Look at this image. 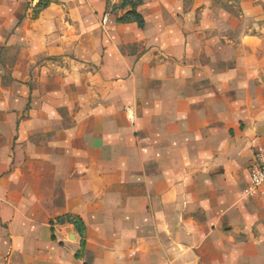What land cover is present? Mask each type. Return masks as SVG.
I'll list each match as a JSON object with an SVG mask.
<instances>
[{"label": "rangeland", "instance_id": "obj_1", "mask_svg": "<svg viewBox=\"0 0 264 264\" xmlns=\"http://www.w3.org/2000/svg\"><path fill=\"white\" fill-rule=\"evenodd\" d=\"M37 5L35 2L24 8L27 29L16 38L4 37L0 105L4 136L8 131L7 117L17 116L9 154L11 172L21 174L17 178L19 183L33 180L32 186L40 195L44 194V185L48 189L72 180L81 182L78 187L86 190L98 178L100 184L105 181L104 192L111 191V195L141 182L136 163L142 157L153 159L154 152L140 153L138 148L156 137L153 123L144 117L146 109L155 111L156 101L161 105V98L168 105L179 107L176 95L181 92V85L189 97L188 108L201 110L200 98L208 97L204 108L211 112L210 124L225 132L234 149L250 130L241 115L259 114L264 118V0H241L239 6H226L224 9L234 17L232 23L212 22V35L194 39L193 55L179 63L187 68L200 62L199 67H190L196 78L163 79L162 75L176 69L154 66L133 69L130 83L117 60L119 54L110 56L113 68H103V54L99 51H106L107 46L100 45L97 37L103 26L84 9L82 0L63 4L49 1L40 9ZM244 8H252L257 26L252 36L237 37L229 30L237 26ZM219 29L227 35L218 36ZM123 35L117 32L109 42L113 47L119 44L124 55L136 54V47H121ZM184 70L189 69H178ZM170 120L169 127L176 134L192 127L195 120V125L201 124L202 117H186L189 123L185 122V127L177 117ZM252 151L230 155L227 173L222 174L221 186L216 187L222 193L217 195L220 202L215 204H225L229 220L237 221L236 225L226 227L224 233L242 242L244 264H249L251 257L262 259L260 264H264V194H247L245 170ZM150 166L147 185L156 190L162 182L154 181L153 165ZM165 183L168 187H188L185 181ZM189 183V187L205 185V181ZM60 189L57 187L56 193L65 197L68 192L64 194ZM12 201L26 203V195L18 191ZM231 207L236 213L231 212ZM72 216L75 215L65 217ZM92 236L86 233L85 245ZM80 240L79 254L84 250Z\"/></svg>", "mask_w": 264, "mask_h": 264}, {"label": "crops", "instance_id": "obj_2", "mask_svg": "<svg viewBox=\"0 0 264 264\" xmlns=\"http://www.w3.org/2000/svg\"><path fill=\"white\" fill-rule=\"evenodd\" d=\"M40 1L46 0H0V68L4 37L12 35L16 38L27 29L24 8ZM47 1L63 4L68 0ZM82 1L84 9L101 24L104 12L110 10L106 25L100 26L97 35L100 45L107 46L106 51H99L103 54V68H113L110 56L119 54L117 60L129 83L134 77L133 69H152L154 66L176 69L162 75L163 79L196 78L197 74L190 67H199L200 62L184 68L180 59L191 58L196 37L213 34L212 22L232 23L234 17L224 8L241 3V0H142L137 8L145 21L141 30L134 23H116V19L130 11V8H118L120 0ZM252 11V8H244L237 26L229 31L237 37L252 36L257 26ZM219 30L218 36L227 35L223 29ZM117 32L125 34L121 47H136V54L124 55L119 44L111 45L109 40ZM179 89L181 92L176 95L180 100L179 107H172L161 98V105L156 101L155 111L146 109L144 117L153 123L156 137L138 148L140 153L154 152L153 159L142 157L136 163L141 182L123 191H114L112 195L111 191L104 192L105 181L100 184L98 178L95 185L86 190L78 187L82 183L76 180L61 182L48 189L44 185L43 195L34 190L33 180H27L26 184L17 182L21 174H12L9 157L17 116H6L9 121L4 136V113L0 105V264H244L242 242L224 233L226 227L236 225L237 221L229 220L231 216H228L225 204L216 206L215 203L220 202L218 196L222 195L216 187L221 186L220 177L227 173L230 155L255 152V148L264 146V118L259 114L241 115L250 130L247 129L234 149L228 144L225 132L211 126V112L204 108V100L208 97L200 98L203 108L198 111L186 107L189 101L186 89L183 85ZM189 116L202 117L201 124L195 125V120L185 132L174 134L169 127L170 119L177 117L185 127V122L189 123L185 118ZM254 152L245 170L247 182L248 166ZM150 165H153L154 181L162 182L156 190L147 185ZM92 179L95 181V177ZM174 181L188 182V187H168L165 183ZM194 181H205L204 188L189 187V182ZM206 183L210 185L207 187ZM57 187L69 196L68 193L65 197L56 193ZM18 191L26 195V203L12 201ZM232 211L236 213L233 207ZM67 214L80 217L86 233L93 234L85 247L81 246L84 248L80 250L81 254L77 253L79 237L74 227L51 224ZM51 229L55 231V240L51 239ZM260 261L262 259L251 257L249 264H260Z\"/></svg>", "mask_w": 264, "mask_h": 264}, {"label": "trees", "instance_id": "obj_3", "mask_svg": "<svg viewBox=\"0 0 264 264\" xmlns=\"http://www.w3.org/2000/svg\"><path fill=\"white\" fill-rule=\"evenodd\" d=\"M48 4V1H40L38 5L36 6L37 9L44 8ZM142 4V0H120L119 9L124 10L126 8H130V11L125 13L121 18L116 19L117 24H136L138 29H143L145 27V21L144 19L138 14L137 8ZM53 225H65L70 224L74 227L76 233L78 234L79 238L81 239L80 243L82 247H85V233L86 228L82 221V219L78 216H72V217H59L55 220V222H51ZM55 223V224H54ZM52 236L51 239L55 240L53 236L54 230L51 229Z\"/></svg>", "mask_w": 264, "mask_h": 264}, {"label": "built area", "instance_id": "obj_4", "mask_svg": "<svg viewBox=\"0 0 264 264\" xmlns=\"http://www.w3.org/2000/svg\"><path fill=\"white\" fill-rule=\"evenodd\" d=\"M110 17V10H106L102 16V24L106 25ZM248 195L256 193L264 194V146H259L254 152L251 164L248 166Z\"/></svg>", "mask_w": 264, "mask_h": 264}]
</instances>
